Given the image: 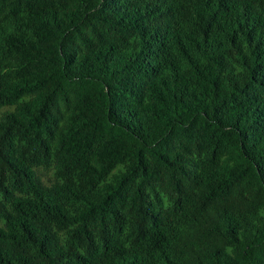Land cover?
<instances>
[{"label":"trees","instance_id":"1","mask_svg":"<svg viewBox=\"0 0 264 264\" xmlns=\"http://www.w3.org/2000/svg\"><path fill=\"white\" fill-rule=\"evenodd\" d=\"M0 264H264V0H0Z\"/></svg>","mask_w":264,"mask_h":264}]
</instances>
